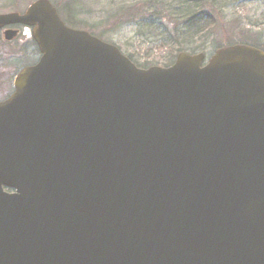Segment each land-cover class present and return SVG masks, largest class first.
Wrapping results in <instances>:
<instances>
[{"label":"water","instance_id":"1","mask_svg":"<svg viewBox=\"0 0 264 264\" xmlns=\"http://www.w3.org/2000/svg\"><path fill=\"white\" fill-rule=\"evenodd\" d=\"M15 22L41 56L0 102V264H264L263 50L139 68L49 0Z\"/></svg>","mask_w":264,"mask_h":264},{"label":"rangeland","instance_id":"2","mask_svg":"<svg viewBox=\"0 0 264 264\" xmlns=\"http://www.w3.org/2000/svg\"><path fill=\"white\" fill-rule=\"evenodd\" d=\"M33 0H0V12L24 10ZM61 8L68 2L71 9H64L77 28L90 27L101 34V39L116 45L139 67L166 66L173 62L178 50L189 53L205 52L208 58L219 47L236 43L246 37L264 46V0H200L198 4L209 12L212 22L203 31L190 38H180V19L169 17L162 23L167 30L152 27L150 14L157 5L164 9L162 16L178 12L184 0H51ZM195 4L194 1H189ZM214 4V5H211ZM177 14V13H176ZM172 15V14H171ZM162 18V17H161ZM177 31V32H176ZM171 35L174 42L164 41ZM245 38V39H246ZM164 42V44H162Z\"/></svg>","mask_w":264,"mask_h":264},{"label":"flooded vegetation","instance_id":"3","mask_svg":"<svg viewBox=\"0 0 264 264\" xmlns=\"http://www.w3.org/2000/svg\"><path fill=\"white\" fill-rule=\"evenodd\" d=\"M25 9L16 11L23 13ZM9 11L13 10L0 13ZM9 31H14V36L10 39L7 38ZM32 31L33 26L20 22L0 27V102L7 100L14 93L15 76L22 69L34 65L41 56Z\"/></svg>","mask_w":264,"mask_h":264},{"label":"trees","instance_id":"4","mask_svg":"<svg viewBox=\"0 0 264 264\" xmlns=\"http://www.w3.org/2000/svg\"><path fill=\"white\" fill-rule=\"evenodd\" d=\"M189 1H194L195 4L193 5ZM199 1L200 0H184L186 5L184 7L182 6V9L180 11H178V12H174V10L172 12L170 11L169 12L170 15H167V16H162V14H164L165 11H164V9H162L160 7V5H157L155 8V11H152L150 14H148V17H150V23H152L150 25H152V27L160 28L162 30V33L166 34L167 30L162 25V23L165 22V19H163V18H167V20L170 22V20L168 18L172 16L176 19H180V21H181L180 24L182 25V27L178 28V34H181L180 38H190L192 36L198 35L199 33H201L203 31V27L205 25H208V23L212 22L211 21L212 17L210 15V13L203 10V6L201 4H198ZM54 5L56 6L58 12L61 14L62 19L64 20V22L67 25H69L71 27H78L79 26L77 24V22L71 20L70 16L68 15L69 11L67 12V14L64 13V9L66 11H67V9H69V10L71 9L70 3H68V2L64 3L62 8L56 2L54 3ZM211 5H214V4H211ZM69 14L71 15V17H73L71 13H69ZM87 28L93 35L101 38V34H99V32H97V31L95 32L90 27H87ZM172 38L173 37L171 35H169V37L165 38L164 41L166 42L167 40L171 39V41L174 42V39H172ZM245 38L246 37H244V39H242L240 41H236V43H241L244 45H250V46H253L256 48L260 47L256 43V41H251V40H249L247 38L245 39ZM162 44H164V42ZM181 50H178V51H181ZM129 58L131 59V57H129Z\"/></svg>","mask_w":264,"mask_h":264}]
</instances>
